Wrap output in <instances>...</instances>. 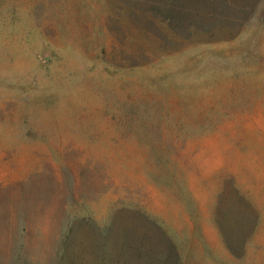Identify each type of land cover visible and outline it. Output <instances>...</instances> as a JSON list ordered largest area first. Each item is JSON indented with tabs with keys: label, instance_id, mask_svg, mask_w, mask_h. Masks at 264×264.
Segmentation results:
<instances>
[{
	"label": "rangeland",
	"instance_id": "1",
	"mask_svg": "<svg viewBox=\"0 0 264 264\" xmlns=\"http://www.w3.org/2000/svg\"><path fill=\"white\" fill-rule=\"evenodd\" d=\"M0 264H264V0H0Z\"/></svg>",
	"mask_w": 264,
	"mask_h": 264
},
{
	"label": "trees",
	"instance_id": "2",
	"mask_svg": "<svg viewBox=\"0 0 264 264\" xmlns=\"http://www.w3.org/2000/svg\"><path fill=\"white\" fill-rule=\"evenodd\" d=\"M168 3V5L169 6H171L172 8H170V9H174L175 8V6H173L172 4H170L169 2H167ZM165 8V10H167V5H165L164 7H163V9Z\"/></svg>",
	"mask_w": 264,
	"mask_h": 264
}]
</instances>
